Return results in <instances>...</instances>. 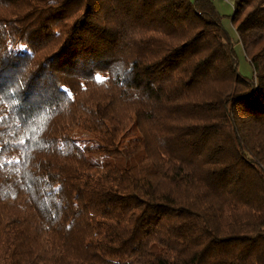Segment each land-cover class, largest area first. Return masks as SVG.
<instances>
[{
	"label": "trees",
	"instance_id": "16d2710c",
	"mask_svg": "<svg viewBox=\"0 0 264 264\" xmlns=\"http://www.w3.org/2000/svg\"><path fill=\"white\" fill-rule=\"evenodd\" d=\"M231 23L252 77L212 0H0V264H264V0Z\"/></svg>",
	"mask_w": 264,
	"mask_h": 264
},
{
	"label": "rangeland",
	"instance_id": "374dc122",
	"mask_svg": "<svg viewBox=\"0 0 264 264\" xmlns=\"http://www.w3.org/2000/svg\"><path fill=\"white\" fill-rule=\"evenodd\" d=\"M233 1L234 0H212L214 6L216 7L217 11L221 15V24L229 33L232 42H233V49L235 54V61L237 64V71L246 77L253 76V68L245 56L241 43L238 41V36L234 26L231 23V15L233 12ZM90 138V136H88ZM106 155H95L96 158L102 159ZM110 160H118L119 157L115 155H108Z\"/></svg>",
	"mask_w": 264,
	"mask_h": 264
},
{
	"label": "snow or ice",
	"instance_id": "6c2138e0",
	"mask_svg": "<svg viewBox=\"0 0 264 264\" xmlns=\"http://www.w3.org/2000/svg\"><path fill=\"white\" fill-rule=\"evenodd\" d=\"M97 79H100V77H97Z\"/></svg>",
	"mask_w": 264,
	"mask_h": 264
}]
</instances>
